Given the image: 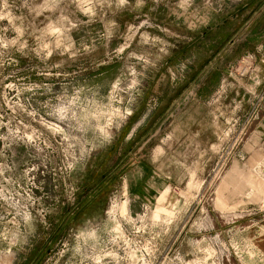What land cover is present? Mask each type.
I'll return each mask as SVG.
<instances>
[{"label":"rangeland","instance_id":"obj_1","mask_svg":"<svg viewBox=\"0 0 264 264\" xmlns=\"http://www.w3.org/2000/svg\"><path fill=\"white\" fill-rule=\"evenodd\" d=\"M247 1L0 0V264H264Z\"/></svg>","mask_w":264,"mask_h":264},{"label":"crops","instance_id":"obj_2","mask_svg":"<svg viewBox=\"0 0 264 264\" xmlns=\"http://www.w3.org/2000/svg\"><path fill=\"white\" fill-rule=\"evenodd\" d=\"M250 8L251 12L248 20L244 23L243 27L241 26L234 32L233 39L229 41V45L236 44L239 33L243 29H246V36L249 37L246 41H253L256 50L264 49V0H248L246 3L237 2L235 4L234 14L226 19L223 26L228 25L233 20L237 22L238 19L245 16V13Z\"/></svg>","mask_w":264,"mask_h":264},{"label":"bare ground","instance_id":"obj_3","mask_svg":"<svg viewBox=\"0 0 264 264\" xmlns=\"http://www.w3.org/2000/svg\"><path fill=\"white\" fill-rule=\"evenodd\" d=\"M236 170H237V169H236ZM238 172H239V176H238L237 180L240 181V180L242 179L241 177H243L244 174H243L242 172H240V171H238ZM237 174H238V173H237ZM249 183H250V185H252L253 187H255V188L261 190L262 192H264V183L259 182V181H257V180H253V179H250Z\"/></svg>","mask_w":264,"mask_h":264}]
</instances>
